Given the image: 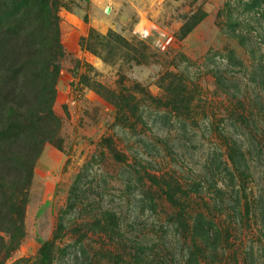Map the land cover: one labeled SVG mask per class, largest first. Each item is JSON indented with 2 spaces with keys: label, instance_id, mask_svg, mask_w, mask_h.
I'll use <instances>...</instances> for the list:
<instances>
[{
  "label": "rangeland",
  "instance_id": "1",
  "mask_svg": "<svg viewBox=\"0 0 264 264\" xmlns=\"http://www.w3.org/2000/svg\"><path fill=\"white\" fill-rule=\"evenodd\" d=\"M116 1L61 0L60 123L7 264H39L46 242L53 264H264V0ZM39 100L0 84L5 123ZM24 175L0 157V176ZM177 183L185 219L165 195Z\"/></svg>",
  "mask_w": 264,
  "mask_h": 264
},
{
  "label": "trees",
  "instance_id": "2",
  "mask_svg": "<svg viewBox=\"0 0 264 264\" xmlns=\"http://www.w3.org/2000/svg\"><path fill=\"white\" fill-rule=\"evenodd\" d=\"M62 8L61 0H0V84L6 82L28 94L36 92L40 96L36 108L25 118H20L13 106L3 108L6 123L0 103V157L23 160L25 172L17 181L0 176V193L9 196L6 228L0 220V231L9 235L6 243L0 237V254L5 253L0 264H7L8 257L24 237L25 201L32 162L40 153L41 145L54 139L60 123L53 107L64 57L59 17ZM204 18L199 16L193 25L183 26L179 38L186 39ZM43 113L49 120L44 119ZM21 141L30 143L26 155L16 149ZM115 157L119 159L118 154ZM176 186L177 189L167 186L165 195L170 205L180 210L179 217L185 219L187 211L182 198L189 196L179 183ZM54 258L55 244L44 243L39 251V264H53Z\"/></svg>",
  "mask_w": 264,
  "mask_h": 264
},
{
  "label": "crops",
  "instance_id": "3",
  "mask_svg": "<svg viewBox=\"0 0 264 264\" xmlns=\"http://www.w3.org/2000/svg\"><path fill=\"white\" fill-rule=\"evenodd\" d=\"M92 1H94V2H95L96 0H92ZM113 1H114V2H117L116 0H113ZM110 2H111V1H110ZM107 13H109V12H107ZM92 19H94V18L92 17Z\"/></svg>",
  "mask_w": 264,
  "mask_h": 264
}]
</instances>
